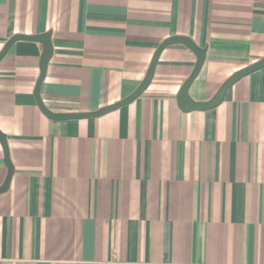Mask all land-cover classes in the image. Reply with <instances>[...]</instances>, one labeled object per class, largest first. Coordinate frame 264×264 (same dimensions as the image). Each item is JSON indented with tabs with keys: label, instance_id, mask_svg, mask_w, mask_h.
<instances>
[{
	"label": "crops",
	"instance_id": "crops-1",
	"mask_svg": "<svg viewBox=\"0 0 264 264\" xmlns=\"http://www.w3.org/2000/svg\"><path fill=\"white\" fill-rule=\"evenodd\" d=\"M52 33L41 98L91 112L134 92L172 36L207 49L190 87L211 99L264 57V0H0V51ZM44 45L0 61V264H264V68L216 108L183 111L197 61L164 49L147 89L96 118L53 120L35 87ZM0 142V186L8 176Z\"/></svg>",
	"mask_w": 264,
	"mask_h": 264
},
{
	"label": "water",
	"instance_id": "water-1",
	"mask_svg": "<svg viewBox=\"0 0 264 264\" xmlns=\"http://www.w3.org/2000/svg\"><path fill=\"white\" fill-rule=\"evenodd\" d=\"M20 40H25V41H35V42H40L44 45V50L41 55L40 59V75L35 87V97L37 100V103L42 110V112L48 116L49 118L53 120H68V119H82V118H96L99 116H102L104 114H107L109 112H112L114 110H117L123 106H126L130 103H132L135 99H137L139 96L142 95V93L147 89V87L150 85L152 82V79L154 77L156 65L158 62V59L164 49L167 47L174 45V44H182L191 49L197 56V61L195 63V66L190 74V76L184 81L182 84L180 91L178 93V104L180 108L183 111H193V110H208V109H213L219 106L226 98L229 90L232 88V86L238 82L240 79L243 77L258 71L260 69L264 68V57L238 71H236L234 74H232L218 89L216 94L209 100L207 101H196L194 100L191 95H190V87L195 81V79L198 77L204 62L206 60V54H207V49L204 47L198 46L191 38L189 37H184V36H172L168 39H166L164 42L160 44L158 49L156 50L153 59L151 61L150 67L148 69V72L144 78V80L141 82V84L137 87V89L132 92L130 95L127 97L123 98L122 100L103 107L99 110L96 111H91V112H72V113H56L51 111L46 105L44 104L42 98H41V86L42 82L44 81V78L46 76V71L48 64L50 62V59L53 55V44H52V33L46 32L38 35H21L17 34L11 37L3 49L0 51V61L3 59V57L9 52L11 47ZM0 142L3 145L4 151H5V156H6V161L8 164L9 168V173L7 176V179L5 183L0 186V193L5 192L9 186H10V181L12 178V175L14 173V166L11 162L10 159V154H9V148H8V142H7V137L5 134H3L0 131Z\"/></svg>",
	"mask_w": 264,
	"mask_h": 264
}]
</instances>
